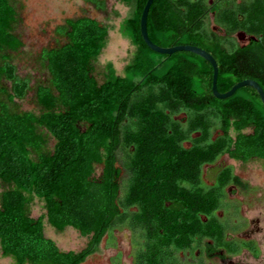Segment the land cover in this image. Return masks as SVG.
I'll use <instances>...</instances> for the list:
<instances>
[{"label":"trees","instance_id":"obj_1","mask_svg":"<svg viewBox=\"0 0 264 264\" xmlns=\"http://www.w3.org/2000/svg\"><path fill=\"white\" fill-rule=\"evenodd\" d=\"M86 1L104 7L102 0ZM119 1L131 7L120 31L134 46L122 74L108 62L98 78L94 61L109 26L79 16L55 28L64 39L41 49L47 75L31 85L12 61L23 46L16 2L0 0L2 256L15 264H83L105 235L113 240L114 231L127 229L134 264H205L214 251L235 255L243 248L258 257L255 241L227 236L239 227L228 225L225 188L246 190L248 183L226 165L205 184L202 167L223 155L264 160L259 95L243 86L215 97L211 64L190 51L149 48L140 31L146 0ZM237 32L248 41L240 43ZM147 34L162 47L208 51L220 92L247 78L264 91V0H153ZM30 91L38 112L18 108ZM33 197L44 203L37 217L28 211ZM45 222L60 232L72 227L88 242L78 251L61 250L45 235ZM185 251L191 261L178 256Z\"/></svg>","mask_w":264,"mask_h":264},{"label":"rangeland","instance_id":"obj_2","mask_svg":"<svg viewBox=\"0 0 264 264\" xmlns=\"http://www.w3.org/2000/svg\"><path fill=\"white\" fill-rule=\"evenodd\" d=\"M102 1L104 7L98 8L86 0H15L20 16L15 32L23 42L20 52L12 55V61L16 64L18 73L21 76H28L31 85L43 80L47 72L38 60L41 49L54 46L57 41L62 42L64 39L56 34L55 28L66 18L88 16L109 26L107 43L94 61L95 73L101 79L100 73L104 66L111 62L116 72L122 74L124 66L129 62L134 51V46L120 31L121 23L129 15L131 7L119 0ZM17 103L21 110L38 112L39 107L33 100V91H30L25 98L17 100ZM53 144L54 138L48 135V147H52ZM227 164L232 165L234 172L249 185L245 191L237 189L233 193L230 191L227 193V201L231 202L230 210H232L228 225L231 229L239 227L229 232L234 238L248 236L255 239L260 250L258 257L252 254L238 255L233 258V261L243 264H264V160L253 158L241 163L223 155L212 163V166L204 167L203 180L208 184L212 183L216 172ZM99 171L100 166H97L96 172ZM2 189L0 187V192ZM28 211L32 217L44 213L43 201L33 197ZM217 213L222 216L224 211L220 210ZM243 230L250 232V235H245ZM44 233L55 241L59 249L65 251H78L88 242V237L81 236L72 227H67L60 232L45 222ZM114 236V239L110 240L105 235L97 251L88 256L83 264H133L130 231L127 229L114 231ZM119 252H121L120 257L117 255ZM0 264L15 263L10 257L2 256L0 250ZM212 264L221 263L213 259Z\"/></svg>","mask_w":264,"mask_h":264},{"label":"water","instance_id":"obj_3","mask_svg":"<svg viewBox=\"0 0 264 264\" xmlns=\"http://www.w3.org/2000/svg\"><path fill=\"white\" fill-rule=\"evenodd\" d=\"M152 1L153 0H146V3L143 7L141 17H140L141 35L143 37L144 42L148 45L149 48H151L152 50H154L158 53L167 54V55H170V54L177 52V51L193 52V53L199 55L200 57H202L203 59H205L206 61H208L213 68L211 89H212V93L215 97L220 98V99H224V98L231 96L238 88L243 87V86H250L256 90L257 94L260 97L262 104L264 105V91H263L262 87L259 85V83L253 79H249V78L243 79V80L235 83L229 90H227L225 92L218 91L217 86H216L217 75H218V66H217L216 60L208 51H206L200 47H197L195 45H188V44L174 45V46H170V47H162V46L154 44L149 39L148 34H147V14H148V10H149V7H150Z\"/></svg>","mask_w":264,"mask_h":264},{"label":"flooded vegetation","instance_id":"obj_4","mask_svg":"<svg viewBox=\"0 0 264 264\" xmlns=\"http://www.w3.org/2000/svg\"><path fill=\"white\" fill-rule=\"evenodd\" d=\"M212 1L213 0H208V3L209 4H212ZM232 1H234L235 3H237V4H239V3H241L243 0H232ZM210 17H213V14L212 13H210V15H209ZM235 36H236V38H237V40L240 42V43H242V44H244V43H246L247 41H248V36L245 34V33H243V32H237V33H235ZM184 145H188V143H184ZM228 157V156H227ZM228 158H230V157H228ZM232 159V158H231ZM238 161V160H237ZM241 162V161H240ZM241 163H243V162H241ZM227 165H229V164H227ZM210 166H212V164H205L203 167H202V176H203V172H204V167H206V168H208V167H210ZM226 166V165H225ZM232 166V165H231ZM233 167V166H232ZM233 172H234V167H233ZM235 173V172H234ZM236 174V173H235ZM237 175V174H236ZM123 176H124V171H123V169L121 170V177L123 178ZM239 176V175H238ZM240 177V176H239ZM241 178V177H240ZM242 179V178H241ZM202 180H203V177H202ZM243 180V179H242ZM244 181V180H243ZM203 182L205 183V184H208V183H206L204 180H203ZM214 182V181H213ZM212 182V183H213ZM246 182V181H245ZM212 183H210V184H212ZM210 184H208V185H210ZM237 189H241V188H239L238 186H236V185H234V184H230V185H228L226 188H225V190H226V193H228L229 191H230V193H233L235 190H237ZM241 190H243V191H245L244 189H241ZM247 190V189H246ZM120 194H121V192H120ZM228 195V194H227ZM241 208V207H240ZM240 210V209H239ZM116 231H121V230H116ZM115 231V232H116ZM245 235H248L250 232H248V231H242ZM250 235V234H249ZM227 236L229 237V238H234L233 237V234H231V232H227ZM241 239H243V240H253V241H255L256 242V244L259 246V244H258V242L255 240V239H253V238H250V237H240ZM197 250H195L194 251V253L195 254H197ZM219 252H220V254H219ZM214 251L213 252V255L211 256V257H206V260H205V264H212V260L213 259H217L221 264H243V263H235L234 261H233V258L234 257H237L238 255H250L251 253L247 250V249H245V248H243L242 250H241V252L240 253H238V254H235V255H222L223 254V252H221V251ZM120 253L121 252H119L117 255H119V257H120ZM222 255V256H221ZM178 256L181 258V260H183V261H185V260H189V261H191L192 260V257H191V255H190V252L189 251H185V252H179L178 253ZM132 262H133V259H132ZM121 264V263H120ZM134 264V263H133Z\"/></svg>","mask_w":264,"mask_h":264},{"label":"crops","instance_id":"obj_5","mask_svg":"<svg viewBox=\"0 0 264 264\" xmlns=\"http://www.w3.org/2000/svg\"><path fill=\"white\" fill-rule=\"evenodd\" d=\"M44 226H45V224H44Z\"/></svg>","mask_w":264,"mask_h":264}]
</instances>
